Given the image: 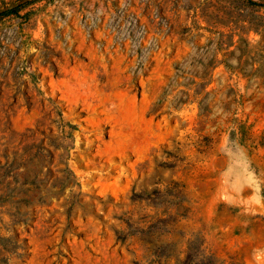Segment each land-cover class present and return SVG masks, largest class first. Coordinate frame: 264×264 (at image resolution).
Segmentation results:
<instances>
[{
	"label": "rangeland",
	"instance_id": "obj_1",
	"mask_svg": "<svg viewBox=\"0 0 264 264\" xmlns=\"http://www.w3.org/2000/svg\"><path fill=\"white\" fill-rule=\"evenodd\" d=\"M0 264H264V0H0Z\"/></svg>",
	"mask_w": 264,
	"mask_h": 264
}]
</instances>
